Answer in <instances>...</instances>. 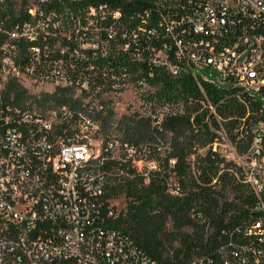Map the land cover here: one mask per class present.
<instances>
[{
	"label": "built area",
	"instance_id": "2783aa9c",
	"mask_svg": "<svg viewBox=\"0 0 264 264\" xmlns=\"http://www.w3.org/2000/svg\"><path fill=\"white\" fill-rule=\"evenodd\" d=\"M77 2L0 0V264H264V120L242 154L216 130L212 149L230 151L255 203L233 223L203 219L191 256L158 261L110 223L105 200L108 164L127 163L144 182L159 170L150 142L136 146L114 130L120 110L159 130L168 112L149 98L137 63L207 79L199 70L209 68L215 82L264 104V0H154L157 17L149 23L146 11L139 28L134 11L126 24L118 7ZM109 49L126 55L107 58ZM13 83L33 97L15 100ZM59 88L76 104H42ZM163 143L158 137V150ZM167 184L180 193L177 182Z\"/></svg>",
	"mask_w": 264,
	"mask_h": 264
},
{
	"label": "trees",
	"instance_id": "16d2710c",
	"mask_svg": "<svg viewBox=\"0 0 264 264\" xmlns=\"http://www.w3.org/2000/svg\"><path fill=\"white\" fill-rule=\"evenodd\" d=\"M77 4L118 7L126 24L132 15L129 11H134L138 28L146 27V11L152 12L148 19L151 24L158 15L154 0H78ZM119 55L126 52L109 49L105 57ZM143 63L136 64L137 78L146 77L152 90L149 98L166 103L169 108L162 128L159 130L137 113H131L123 114L114 130L136 146L150 142L149 157L158 161L159 170L144 182L127 163L108 164L114 175L110 177L105 200L107 205L110 198L123 196L125 207L118 213L114 211L110 223L132 236L158 261L171 262L191 256L202 243L203 219L211 217L220 226L226 218L233 223L249 215L255 203L253 193L241 179L238 166L215 152L212 142L216 130L223 127L237 153L245 152L252 141V126L264 120V104L240 87L195 76L190 70L172 73L165 66ZM9 89L15 100L33 97L15 83ZM205 99L214 107L213 112ZM41 100L44 105L48 101L75 105L78 98L59 88L57 93L44 95ZM112 115L108 113V118ZM158 137L167 144L164 147L163 143L161 150L155 145ZM167 179L178 183L179 194L168 191ZM225 190L233 197L220 203Z\"/></svg>",
	"mask_w": 264,
	"mask_h": 264
},
{
	"label": "rangeland",
	"instance_id": "374dc122",
	"mask_svg": "<svg viewBox=\"0 0 264 264\" xmlns=\"http://www.w3.org/2000/svg\"><path fill=\"white\" fill-rule=\"evenodd\" d=\"M201 74H203L204 76L217 81V76H218V72L214 71V70H210L209 68H202L199 70ZM125 114V112L123 111H119V112H115L113 118L114 119H118L121 115ZM166 143L165 146L166 147ZM221 150H223V148H221ZM203 150H201L200 152H202ZM226 156L222 155V157L226 160V161H233L232 159L229 158V156L231 155L230 151H225ZM114 175V174H112ZM111 175V176H112ZM118 175V174H115ZM173 175H170L169 178L173 179ZM217 188H219V186H217ZM223 196L222 199L219 200L220 203H222L224 200H231L233 197V193L229 192V191H224L223 195H221V197ZM109 202L113 205L114 207V211L115 213H118L119 211L123 210L125 207V202H124V197L120 196V197H116V198H110ZM188 231H191V228L187 227L186 228Z\"/></svg>",
	"mask_w": 264,
	"mask_h": 264
}]
</instances>
